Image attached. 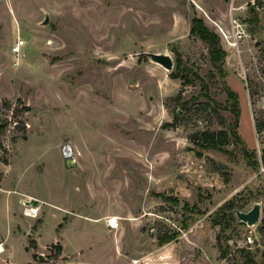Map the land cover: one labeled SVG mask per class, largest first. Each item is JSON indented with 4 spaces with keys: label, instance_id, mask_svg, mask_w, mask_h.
Segmentation results:
<instances>
[{
    "label": "rangeland",
    "instance_id": "374dc122",
    "mask_svg": "<svg viewBox=\"0 0 264 264\" xmlns=\"http://www.w3.org/2000/svg\"><path fill=\"white\" fill-rule=\"evenodd\" d=\"M257 6L0 0V264H94L117 244L124 264L146 254L153 264H264V178L244 155L264 135V0ZM194 16L219 35L223 74L190 34ZM178 57L191 82L171 77ZM227 87L243 143L231 135ZM203 130H225V151L199 148ZM254 202L249 227L233 210Z\"/></svg>",
    "mask_w": 264,
    "mask_h": 264
},
{
    "label": "trees",
    "instance_id": "16d2710c",
    "mask_svg": "<svg viewBox=\"0 0 264 264\" xmlns=\"http://www.w3.org/2000/svg\"><path fill=\"white\" fill-rule=\"evenodd\" d=\"M251 15H252V21L257 22L259 20L258 13L254 10V7L250 9ZM190 34L198 37L201 41L206 43L209 47V53H210V59L214 65L215 68H217L218 72L220 74H223L222 64L224 61V58L226 56L225 50L222 48L220 43V37L219 35L210 30L203 22V20L200 17L194 16L191 19L190 24ZM190 70L188 67H185L182 64V60L180 57L177 58V63L175 67V71L171 73V77L173 78H181L183 82H191L192 78L188 72H184L185 70ZM227 93V99L231 100L232 103L230 107H227L228 110L231 112L232 118H233V126L230 127L231 135H233L239 143H243L242 139H240L239 135L236 133V128L239 125V116H240V107H239V101H238V94L234 92L230 88H226ZM174 100L180 99V94L178 93L176 96L173 97ZM227 138V132L225 130L220 131H208L203 130L200 132H197L193 135V142L199 146L201 149H215L218 151H225L224 144L225 140ZM198 155H201L200 152H197ZM245 158L248 160V162L253 165L255 168L257 167V162L254 160L255 156L253 153H248L244 151ZM232 208L231 203H229L224 208H219V210H225ZM218 210V211H219ZM231 210V209H230ZM262 222L264 223V217L262 219ZM189 226V219L183 220V228H188ZM178 237L177 232L172 233H164L158 237V242L160 244L168 243L172 240H175ZM56 252L57 254L60 253L62 247L60 244H56ZM220 250V256L225 257L226 251Z\"/></svg>",
    "mask_w": 264,
    "mask_h": 264
},
{
    "label": "water",
    "instance_id": "95a60500",
    "mask_svg": "<svg viewBox=\"0 0 264 264\" xmlns=\"http://www.w3.org/2000/svg\"><path fill=\"white\" fill-rule=\"evenodd\" d=\"M47 21H48V18L46 17L44 19V23H46ZM148 56L151 58V60L161 64L165 68L167 69L172 68L173 61H172L171 56L168 54L151 52L149 53ZM25 202L31 205H36L38 200L37 199H29V200L26 199ZM233 213L236 216L238 221L251 227L255 225L260 218L261 204L259 202H254L247 209H234Z\"/></svg>",
    "mask_w": 264,
    "mask_h": 264
},
{
    "label": "crops",
    "instance_id": "0c3cea01",
    "mask_svg": "<svg viewBox=\"0 0 264 264\" xmlns=\"http://www.w3.org/2000/svg\"><path fill=\"white\" fill-rule=\"evenodd\" d=\"M259 28H261L260 24H261V20H260V14H259ZM258 31V30H257ZM258 34V33H257ZM261 38H262V30L261 33H259ZM104 227L108 228V230H110L111 227H109V225L107 223H105ZM213 239H210V243L211 245L215 248L216 253L214 254V256H218V249L217 247L214 245V241H212ZM203 246V244H201ZM90 248V247H89ZM115 252L112 254L113 256L108 257V258H104L102 260H95L94 264H124L126 262V250L127 247L121 246L119 244H117L116 248H115ZM140 250V249H139ZM139 254V253H138ZM144 254L141 252V255ZM206 254V251H205ZM153 255V254H152ZM207 256V254H206ZM150 256L149 254H146L145 256L142 257H137V258H131V263L132 264V259H139V262L136 264H153L152 261H150Z\"/></svg>",
    "mask_w": 264,
    "mask_h": 264
},
{
    "label": "built area",
    "instance_id": "2783aa9c",
    "mask_svg": "<svg viewBox=\"0 0 264 264\" xmlns=\"http://www.w3.org/2000/svg\"><path fill=\"white\" fill-rule=\"evenodd\" d=\"M262 1L263 0H249L250 4L256 5V7H258L257 3L262 2ZM233 21H234V23H236L235 20H233ZM237 24L238 23H236V25ZM220 28H222V27L220 26ZM219 31L223 34L224 38H228V36L224 32L223 28H222V30H219ZM229 44H230V42H229ZM231 44L234 45L236 43H231ZM19 45L20 44H17L16 47H14L15 51L19 50ZM263 142H264V135L262 138H260V134H258L256 131V149H255V153H254V156H255L254 160L257 162V167H256L257 174L264 178V143ZM28 214H29V212H28ZM108 225H109V227L114 228L111 219H109ZM138 262H139V259H132V264H136Z\"/></svg>",
    "mask_w": 264,
    "mask_h": 264
},
{
    "label": "bare ground",
    "instance_id": "6f19581e",
    "mask_svg": "<svg viewBox=\"0 0 264 264\" xmlns=\"http://www.w3.org/2000/svg\"><path fill=\"white\" fill-rule=\"evenodd\" d=\"M220 30H222V28H220ZM230 45H232V44L230 43ZM155 63H157V62H155ZM65 153L68 154V153H70V151L68 149H65ZM111 221H112V224H113L114 228L118 226V222H117L116 218H114L113 220L111 218ZM108 222H109V220H108Z\"/></svg>",
    "mask_w": 264,
    "mask_h": 264
}]
</instances>
